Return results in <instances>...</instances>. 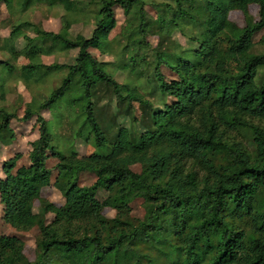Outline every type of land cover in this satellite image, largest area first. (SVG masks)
I'll use <instances>...</instances> for the list:
<instances>
[{"label":"trees","instance_id":"1","mask_svg":"<svg viewBox=\"0 0 264 264\" xmlns=\"http://www.w3.org/2000/svg\"><path fill=\"white\" fill-rule=\"evenodd\" d=\"M56 1L72 11L69 0ZM32 2L23 0V5L28 8ZM206 2L207 11L197 7V0L158 5L151 0H96L100 12L93 37L79 41L66 25L59 33L37 31L28 23L12 29L10 44L24 37L23 28L33 27L38 36L53 41L49 52L54 47L79 51L74 65L49 68L66 69L68 75L46 101L27 108L24 120L66 100L84 117L76 137L93 145L96 153L88 159L76 151L63 153L53 143L48 122L38 116L40 137L31 143V166L14 173L16 163H5L6 179L0 184L5 221L19 229H40L36 260L28 259L19 239L0 236V264H264V53L254 52V38L264 30V0ZM2 4L11 7L13 0H0V8ZM253 4L259 6V21L250 15ZM147 5L157 6L156 20L148 17ZM116 6L127 18L125 31L134 51L145 45L154 28L169 35L182 32L191 47L159 53V65L180 81L162 84V97L176 102L154 114L155 129L140 143L121 131L109 146L96 117L93 89L109 85L119 94L127 90L129 101H143L117 82L108 71L110 63L89 52L110 48ZM231 10L245 15L246 27L230 20ZM187 27L193 34L184 31ZM25 38L31 43L26 54L45 53L37 45L42 38ZM12 51L18 54L14 47ZM134 66L125 63L122 68ZM16 118L1 110L0 136L13 134L11 121ZM235 133L246 141L238 142ZM50 154L59 161L55 187L66 201L63 207L41 197L42 189L51 185ZM190 162L198 164L196 170L188 168ZM135 165L142 166V173L132 170ZM87 172L97 183L82 188L80 176ZM100 189L110 195L105 203L97 199ZM137 199L144 200V219L131 214ZM37 203L55 216L52 223L35 214ZM106 207L116 211L114 219L105 217Z\"/></svg>","mask_w":264,"mask_h":264},{"label":"rangeland","instance_id":"2","mask_svg":"<svg viewBox=\"0 0 264 264\" xmlns=\"http://www.w3.org/2000/svg\"><path fill=\"white\" fill-rule=\"evenodd\" d=\"M154 4H161L165 0H151ZM72 11H66L62 5L55 0H33L32 4L25 8L23 0H13L11 7L2 4L0 8V112L3 109L12 114H16V119L11 121L13 134L6 133L0 136V184L6 179L4 165L14 161L17 165L16 171L22 167L31 166L30 152L31 143L40 137V126L38 116H42L48 122L49 132L52 135L54 145L65 154L71 151L79 153L82 159H88L96 153L93 145L87 144L82 139L76 137L84 117L77 116L80 108L71 107L66 100H61L50 110H43L39 115L31 120H24L28 107H38L49 96L59 88L68 75V70H50L53 65H74L79 51H61L54 47L53 41L46 40L44 35L38 36L40 29L48 33H59L63 27L66 28L74 40L90 39L93 37L97 27V18L100 12V5L96 0H69ZM197 7L207 11L206 0H197ZM250 15L255 21L260 20L259 6L253 4L249 8ZM69 12V13H68ZM146 13L152 20L158 18L157 6H146ZM229 18L238 26L246 27L245 15L238 10H231ZM114 24L110 30L108 42L110 48L105 52L96 48H90L89 52L100 62L110 63L108 71L115 77L119 84L128 86L142 96L143 101H129L127 90L120 91L114 87L98 84L93 89V102L96 109L97 120L105 132L107 144L112 146L121 131L128 133L134 143H140L144 134L155 129L154 114L164 110L166 104L172 105L176 99L172 96L162 97V84H173L180 81V78L164 65H159L160 52H175L189 50L191 43L182 32L176 30L171 35L161 33L154 28L145 39V45L141 49L134 51V46H130L129 31H125L127 18L120 6L114 8ZM66 21V22H65ZM67 24H63V23ZM33 24L35 28H23L22 38L14 44L7 40L11 36L12 29L22 24ZM188 34H193L189 28H183ZM135 31V30H134ZM138 32V31H135ZM42 38L37 45L45 49V53H40L35 57H30L27 52L31 43L25 38ZM264 30L256 34L254 52L264 53ZM130 46V47H129ZM181 46L182 48H178ZM18 54H14L12 48ZM129 47V48H127ZM134 64V67L123 69V64ZM123 67V68H122ZM134 68V69H133ZM164 80L160 82L159 76ZM32 109V108H31ZM191 119L195 122L196 117ZM234 138L238 142H245L246 139L235 133ZM57 158L49 155L47 162L51 171V185L42 189L41 197L58 207H63L66 203L64 197L56 189L55 182L58 177ZM197 163L190 162V170L197 169ZM132 170L142 173L141 165H135ZM97 183V177L92 173H83L80 176V186L89 188ZM109 193L100 189L97 199L105 203L109 199ZM132 216L136 219H144L146 210L143 199H137L131 203ZM35 214L45 217L47 223H52L55 216L45 213L40 203L35 205ZM104 215L108 219H114L116 211L106 207ZM5 206L1 203L0 196V236L14 237L24 243V253L29 260H36L37 240L40 236V229L33 227L15 228L9 225L5 219ZM230 218V217H229ZM58 264V263H55ZM166 264H174V260Z\"/></svg>","mask_w":264,"mask_h":264}]
</instances>
